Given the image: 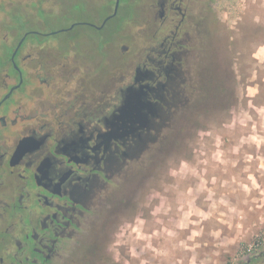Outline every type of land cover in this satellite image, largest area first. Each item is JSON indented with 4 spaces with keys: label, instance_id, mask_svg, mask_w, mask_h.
<instances>
[{
    "label": "flooded vegetation",
    "instance_id": "obj_1",
    "mask_svg": "<svg viewBox=\"0 0 264 264\" xmlns=\"http://www.w3.org/2000/svg\"><path fill=\"white\" fill-rule=\"evenodd\" d=\"M224 3L0 0L2 11L16 9L14 24L26 22V6L38 7L39 22L67 7L109 8L97 28L116 23L93 50L76 49L75 38L33 42L31 79L28 33L13 46L8 33L0 41L2 54L9 48L0 55V264L97 263L100 213L123 182L135 187L141 154L200 105L233 93V58L216 40ZM128 97L133 109L121 115ZM243 264H264V248Z\"/></svg>",
    "mask_w": 264,
    "mask_h": 264
},
{
    "label": "rangeland",
    "instance_id": "obj_2",
    "mask_svg": "<svg viewBox=\"0 0 264 264\" xmlns=\"http://www.w3.org/2000/svg\"><path fill=\"white\" fill-rule=\"evenodd\" d=\"M10 7L0 9V41L8 33L13 46L28 33L30 79L37 53L33 42L53 39L62 46L75 38L81 45L76 49L93 50L116 24L97 28L109 8L67 7L66 14H46L39 22L38 7L27 6L26 22L14 24L7 18L16 15ZM43 9L50 11L47 4ZM224 10L225 28L217 29L216 40L233 58L231 97L200 105L195 118L181 119L141 154L135 187L123 182L100 213L95 264H243L264 248L263 241L247 250L264 234V0H225ZM1 48L6 56L9 48L4 46L3 54ZM107 57L116 63L112 52ZM211 179L223 187L230 182L225 199L209 192Z\"/></svg>",
    "mask_w": 264,
    "mask_h": 264
},
{
    "label": "crops",
    "instance_id": "obj_3",
    "mask_svg": "<svg viewBox=\"0 0 264 264\" xmlns=\"http://www.w3.org/2000/svg\"><path fill=\"white\" fill-rule=\"evenodd\" d=\"M213 178L214 179H217L215 177H213ZM212 179H211V181H210V183L208 185L209 192H212V193L216 194V197L215 198L217 200H223V199H225V197L228 195V193H226V191H227V189L229 187L230 182L228 181L227 184H226V187H223L222 184L212 185L213 184ZM220 181L222 183L223 180L221 179ZM218 191H220V192H218ZM204 212H205V210H204ZM188 213H190V211L184 210V214H188Z\"/></svg>",
    "mask_w": 264,
    "mask_h": 264
},
{
    "label": "water",
    "instance_id": "obj_4",
    "mask_svg": "<svg viewBox=\"0 0 264 264\" xmlns=\"http://www.w3.org/2000/svg\"><path fill=\"white\" fill-rule=\"evenodd\" d=\"M117 4H118V3H117ZM115 10H116V7H115ZM72 27H73V26L69 27L68 29H70V28H72ZM20 44H21V41H20V42L18 43V45L16 46V48H15L13 54H12V57H11L12 59H13V56H14V54H15L17 48L20 46ZM133 106H134L133 101H131V99H129V97H128V98L125 100V103H124L123 106H122V109H121V115H124V114L126 115L127 113H129L130 110L133 109ZM23 142H24V139L21 140V141L19 142V145H18L17 151L20 150V148H21Z\"/></svg>",
    "mask_w": 264,
    "mask_h": 264
},
{
    "label": "built area",
    "instance_id": "obj_5",
    "mask_svg": "<svg viewBox=\"0 0 264 264\" xmlns=\"http://www.w3.org/2000/svg\"><path fill=\"white\" fill-rule=\"evenodd\" d=\"M263 241H264V234L256 235L253 243L248 246L247 250L248 251L255 250L256 248H258L262 244Z\"/></svg>",
    "mask_w": 264,
    "mask_h": 264
}]
</instances>
